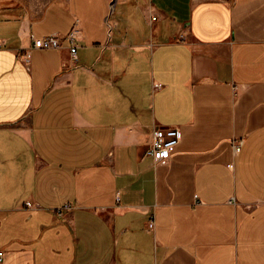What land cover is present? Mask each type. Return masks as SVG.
Returning <instances> with one entry per match:
<instances>
[{
    "label": "crops",
    "instance_id": "0c3cea01",
    "mask_svg": "<svg viewBox=\"0 0 264 264\" xmlns=\"http://www.w3.org/2000/svg\"><path fill=\"white\" fill-rule=\"evenodd\" d=\"M0 251L264 264V0H0Z\"/></svg>",
    "mask_w": 264,
    "mask_h": 264
},
{
    "label": "built area",
    "instance_id": "2783aa9c",
    "mask_svg": "<svg viewBox=\"0 0 264 264\" xmlns=\"http://www.w3.org/2000/svg\"><path fill=\"white\" fill-rule=\"evenodd\" d=\"M152 16V19H155ZM73 30L68 32L65 36L70 42V53L73 59H76V48L77 45L74 42ZM33 47L35 48H57L60 47V37L56 34H49L42 37L33 38ZM159 84H155L158 87ZM181 138L179 129L175 126H157L153 129L151 134V140L144 154L151 156L157 163H165L170 158L174 148L177 146ZM235 151L240 150V143H236ZM30 205V202H27ZM71 204L66 203L60 208H57L58 213H62L64 208H70ZM149 226H153V221L150 219ZM3 252L0 251V261L2 260Z\"/></svg>",
    "mask_w": 264,
    "mask_h": 264
}]
</instances>
